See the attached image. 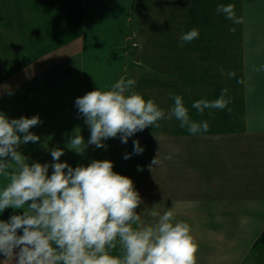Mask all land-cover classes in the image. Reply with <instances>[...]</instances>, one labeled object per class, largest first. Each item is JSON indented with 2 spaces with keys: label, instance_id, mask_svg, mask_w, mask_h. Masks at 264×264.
<instances>
[{
  "label": "crops",
  "instance_id": "crops-1",
  "mask_svg": "<svg viewBox=\"0 0 264 264\" xmlns=\"http://www.w3.org/2000/svg\"><path fill=\"white\" fill-rule=\"evenodd\" d=\"M133 3L142 15L135 24ZM142 4L0 0V113L10 120L39 116L41 123L30 129L39 142L18 149L29 164L51 165L53 148L62 149L60 162L73 168L112 161L113 171L131 178L142 199L136 209L141 224L155 223L151 211L170 209L177 221L191 226L199 245L196 264H262L264 245L254 242L264 227V72L255 73L252 66L264 64V0ZM221 4L235 5L242 22L218 14ZM129 22L145 52L144 72L135 77L132 90L152 99L166 116L174 105L171 96L181 95L190 118L206 120L209 130L193 135L174 117L165 118L126 144L117 136L103 141L104 148L88 145L77 154L68 141L77 130L87 145L90 130L76 98L97 88L109 90L121 77L134 79L123 74ZM193 28L199 37L182 41ZM222 89L231 99L230 112L205 109L201 114L192 108L197 100L219 98ZM134 140L142 154H132ZM159 148L161 163L150 169ZM126 153L132 154L127 160ZM167 155L171 161L164 159ZM52 171L49 167V176ZM7 182L0 176V189ZM22 213L5 209L0 221ZM4 260L0 255V264H14Z\"/></svg>",
  "mask_w": 264,
  "mask_h": 264
},
{
  "label": "clouds",
  "instance_id": "clouds-1",
  "mask_svg": "<svg viewBox=\"0 0 264 264\" xmlns=\"http://www.w3.org/2000/svg\"><path fill=\"white\" fill-rule=\"evenodd\" d=\"M235 5H218L217 13L233 23H241ZM198 29L181 36L184 42L199 37ZM255 73L264 72V64L253 65ZM134 79L121 77L109 90H92L75 100V106L90 130V138L76 134L68 141L70 150L82 154L88 145L104 148L103 141L119 136L126 144L129 137L158 121L172 119L181 128L195 135L208 132V122H195L181 95H172L174 105L166 116L152 99L132 90ZM222 89L215 100L200 99L192 104L199 113L205 109L224 110L231 99ZM38 115L31 118L9 119L0 113V176L8 182L0 189V212L23 209L0 221V255L14 264H196L199 245L191 234V226L177 221L174 212L167 210L150 215L155 223L141 224L136 212L142 199L131 178L113 171L110 160H93L88 166L73 168L60 162L62 149L53 148V162L29 164L18 149L28 142L37 143L40 137L30 131L38 126ZM22 134V135H20ZM159 145L160 142L158 141ZM133 153L144 149L133 141ZM132 154L126 153L124 159ZM172 160L171 155L164 157ZM160 148L149 168L159 166ZM49 167L52 174L49 176ZM67 170V171H65ZM30 202V203H27ZM27 203V206H26ZM134 225L136 227H134ZM22 230V235L18 231ZM119 248L120 255L112 250Z\"/></svg>",
  "mask_w": 264,
  "mask_h": 264
},
{
  "label": "rangeland",
  "instance_id": "rangeland-1",
  "mask_svg": "<svg viewBox=\"0 0 264 264\" xmlns=\"http://www.w3.org/2000/svg\"><path fill=\"white\" fill-rule=\"evenodd\" d=\"M141 1L143 3L142 5L144 6L145 0H141ZM133 2H134V0H133ZM136 5L137 4L134 5V3H133V8H132L133 9V13L137 12ZM136 14H138L139 16L136 15L137 17L136 16L132 17V18H134V21H133L134 24L136 23L135 19L142 16V15H140V13H136ZM141 14H143V13H141ZM130 23L131 22H129V25L127 27L128 29H127L126 37H127V42L130 43L132 46L129 44L130 47L127 49V59H128V63L127 64L128 65L124 66L123 74L129 76L130 78H134V80L136 81L135 77L140 76V74H142V72H144V68H145V66H144V63H145L144 62L145 61L144 60L145 52H144V49H141L139 46H137L138 41L141 38H140V35H138V32H137V35H135V32L131 31V29H130L131 28V24ZM129 38H131V40H133V41L130 42ZM134 61H136L138 63L133 65ZM0 71H1V69H0Z\"/></svg>",
  "mask_w": 264,
  "mask_h": 264
},
{
  "label": "trees",
  "instance_id": "trees-1",
  "mask_svg": "<svg viewBox=\"0 0 264 264\" xmlns=\"http://www.w3.org/2000/svg\"><path fill=\"white\" fill-rule=\"evenodd\" d=\"M254 244H262V245H264V227L261 230V232L259 233L258 237L256 238ZM262 264H264V256H263Z\"/></svg>",
  "mask_w": 264,
  "mask_h": 264
}]
</instances>
